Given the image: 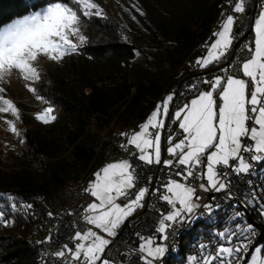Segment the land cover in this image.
Masks as SVG:
<instances>
[{
  "label": "snow or ice",
  "instance_id": "snow-or-ice-1",
  "mask_svg": "<svg viewBox=\"0 0 264 264\" xmlns=\"http://www.w3.org/2000/svg\"><path fill=\"white\" fill-rule=\"evenodd\" d=\"M231 13H245L247 0H228ZM71 5V6H70ZM75 6L81 8L83 17H103L104 11L93 0H56L41 11H36L16 20L0 30V81L13 69L19 70L23 78L38 81L40 73L33 66L40 54L51 61H60L79 50V45L70 37L78 36L80 42L86 37L81 33V15ZM136 12L143 10L132 5ZM92 10H95L93 12ZM135 20V16L132 17ZM237 17L227 14L214 39L205 43L206 55L195 60V67L208 69L219 65L233 47L236 35L234 26ZM254 39L245 44L248 57L236 65L223 67L222 75H212L187 84L185 89L191 98L182 92L172 90L138 125V131L131 134L122 132L127 139L120 147L127 151L129 146L137 150L133 156L146 165H163L178 169L169 173V179L156 191L159 199L170 206L166 214H161L155 231L168 240V229L172 224L187 222L188 217L201 207L202 191H227L230 188L229 173L237 177L250 174L253 163L264 162V10L254 20ZM139 54V53H137ZM235 67L236 74L230 68ZM242 77V78H241ZM205 85V88H201ZM5 89L0 87V93ZM29 91L36 92L29 86ZM37 99L43 100L42 96ZM187 100V102H184ZM11 113L17 120L19 109L11 99L0 95V113ZM54 109L48 107L36 115V119L48 124L56 120ZM9 130L20 135L14 121L7 120ZM177 125L173 132L171 126ZM162 138L164 151L171 157L162 160ZM247 154V155H246ZM180 179H173L172 176ZM85 192L92 199L84 207L82 219L88 227L86 231H75L71 246L64 244L54 256L64 264H114L106 255L113 243L112 239L134 213L144 206L143 201L150 194L148 187H138L136 167L128 159L107 163L94 174ZM194 181H202L197 185ZM136 189L135 192L131 190ZM14 200V197H9ZM30 209L32 205H26ZM209 211L211 205H203ZM218 207V205H217ZM16 211V204L11 205ZM48 216H53L52 212ZM236 217H241L236 212ZM171 222V223H170ZM14 220L6 219L0 211V225L7 227ZM105 234L107 237H105ZM221 239L232 241L242 238L233 246H219L214 254L203 258V264H264V241L250 252L257 232L251 224L239 225L236 230L226 229L218 233ZM52 237H47L51 241ZM138 259L143 264H159L168 248L153 238L140 236ZM203 247V246H202ZM250 255V261L246 258Z\"/></svg>",
  "mask_w": 264,
  "mask_h": 264
},
{
  "label": "trees",
  "instance_id": "trees-1",
  "mask_svg": "<svg viewBox=\"0 0 264 264\" xmlns=\"http://www.w3.org/2000/svg\"><path fill=\"white\" fill-rule=\"evenodd\" d=\"M257 1L260 11L264 0ZM53 2L56 0H0V29ZM226 2L155 0V15L148 16L149 27L142 30L126 28L117 17L112 18L113 27L101 20L95 24V20L87 19V42L79 49V55H72L59 67L47 71L39 84L40 95L54 109L56 120L44 134L34 122L24 123L26 147L21 158L26 161L22 165L36 167L43 180L27 182L14 173L7 185L0 181V211L6 213V219L15 221L7 227L0 225V264H52L43 257V243L50 231L51 198L81 178L87 184L105 161L98 147H107L111 140L101 141L103 131L111 139L126 140L121 133L138 129L182 78L213 69L210 66L199 69L201 73L191 72L195 60L205 55L202 45L212 39L225 15ZM103 33L111 40L96 42ZM252 35L253 31L248 39ZM139 62L142 71L135 75L133 70ZM261 175L264 179V162L257 177ZM259 189L260 193L251 194L252 208L236 207L241 217L221 210L199 219L198 225L183 236L168 264H186L191 255L200 263L220 243L218 233L222 229L235 231L238 224L253 226L257 232L255 246L259 245L257 241H264V180ZM26 205L32 207L28 209ZM238 240L242 238L234 237L232 242Z\"/></svg>",
  "mask_w": 264,
  "mask_h": 264
},
{
  "label": "built area",
  "instance_id": "built-area-1",
  "mask_svg": "<svg viewBox=\"0 0 264 264\" xmlns=\"http://www.w3.org/2000/svg\"><path fill=\"white\" fill-rule=\"evenodd\" d=\"M255 0H247L245 13H231L228 0L226 2L225 14H233L237 17L236 24L234 27V34L236 39L230 54L222 60V62L213 67V69L204 72H200L202 69L196 68L195 62L191 66V72L199 71L201 74L191 76L187 74L181 79L179 85H176L173 90L182 92L184 96L190 95L185 89L187 84L196 82L203 78H211L212 75L223 74L220 69L228 67L229 65H236L238 61H242L248 57V52L244 49V45L250 43L248 35L250 33L252 24V14L247 15L249 4H253ZM245 25L240 34H237V29ZM214 39H207L203 43H211ZM202 45V51L207 54ZM232 74H236L235 67L230 68ZM200 75V76H199ZM205 85H201V88H205ZM169 94V93H168ZM177 125L173 124L171 129L173 132L176 131ZM121 144H126V140L119 139L118 142L108 145L104 150L98 148V153L104 155V159L119 158V156H125L130 159L138 174V187H148L150 194L146 196L143 204L140 208V213H137L135 218L130 219L125 225L118 231V235L115 238H111L113 243L106 250L108 258L114 262V264H143V261L138 259L141 255L139 253V245L143 240L140 236L145 238L152 237L154 239L159 238V242L166 245L168 251L165 256L159 261V264H168L169 257L174 254L180 247L181 239L183 236L188 234L197 224V221L201 218L210 217L211 214L216 212H222L226 215H232L236 212L239 205L246 207L241 201L247 196V192L252 193L256 186H260V183L264 180L262 175L258 178L257 174L260 171L263 162L253 163V169L250 174H243L237 177L235 174L229 173L230 188L227 191L215 192L213 191H202L198 188V195L201 197L199 203L201 207L197 209L193 214L188 217L187 222H178L172 224V227L168 229V240L162 239V234L155 231L158 227V221L161 218V214H166L170 210V206H167L165 202L159 199V193L156 191L169 179V173L175 172L178 169H169L163 165H146L143 162H139L135 156H131L130 153L134 151V146H129L127 151L120 147ZM165 146V145H164ZM247 155V154H246ZM173 179H180L179 177L172 176ZM202 181H194L197 185ZM86 184L81 180L72 187H66L56 197L51 198L50 212L53 216L49 217L48 224L49 229L48 236H51V241L47 238L43 245V257L44 260L54 264H64V261L56 258L54 252L61 250L64 244L71 246V237L75 231H86L89 225L82 219L84 215V207L89 203L92 198L88 193L85 192ZM135 192L136 189L131 190ZM211 205L212 211L210 212L203 205ZM218 205V207H217ZM171 223V222H170ZM216 247L209 250L207 254H214ZM203 264V263H199Z\"/></svg>",
  "mask_w": 264,
  "mask_h": 264
},
{
  "label": "rangeland",
  "instance_id": "rangeland-1",
  "mask_svg": "<svg viewBox=\"0 0 264 264\" xmlns=\"http://www.w3.org/2000/svg\"><path fill=\"white\" fill-rule=\"evenodd\" d=\"M154 1L155 0H93L94 3H97L98 5H100V7L103 9L104 11V16L103 17H97L95 15H92L91 17H83L82 15V9L79 8L78 6H75L78 14L81 15V23H80V28H81V33L82 35H86L85 34V29H86V21L89 18L90 20H95V24L101 20L103 21L102 24L104 25H111L114 20L112 21V18L117 17L118 21L120 23H122L126 28L130 27V28H136V29H144V27L147 29L149 27L148 25V16L151 17L153 15H155L156 9L154 6ZM137 5L139 6L143 12L145 13V15H140L138 12L135 11V9L132 7V5ZM46 6H43L41 9H39L38 11H41L42 9H44ZM71 6V5H70ZM263 7L260 9L261 11L264 10V3L262 5ZM225 9H226V5H225ZM93 12H95V10H92ZM36 12V11H34ZM33 11L28 13V15L34 13ZM256 14H258L256 12ZM133 16H135V20L132 18ZM226 14L224 15V17L222 18V20H220L217 24V26L214 29L215 31H218L220 28V24L222 23L223 19H225ZM258 16L256 15V18ZM23 18V17H21ZM21 18H16V20L21 19ZM163 20V18H161ZM15 21L9 23V24H5L4 26L1 27L0 30H3L4 28L8 27L9 25L13 24ZM91 22V21H90ZM114 25H111L110 27H113ZM86 37V36H85ZM105 37V39H104ZM75 43H77L79 45V49L81 47H84V44L87 42H80L78 39V36H72L70 37ZM101 40H111V38L108 36V34H101L100 37H96L95 41L96 42H100ZM72 55H79V50L77 53L75 54H70L68 56H66L65 58H63L60 61H51L49 60L47 57H45L43 54H40L37 58L36 61H33V66L36 67L40 73V77H44L45 73L47 71H52L55 68L59 67L63 62L68 61ZM201 57V56H200ZM142 63L139 62V64L136 66V69H134L133 73L136 75L137 72H141L142 71ZM154 72V71H153ZM149 74V76L152 77V74ZM41 78L38 81H30V80H26L23 78V74L19 71V70H15L13 69L11 71V73L9 75H7L5 77V79L3 81H0V87H3L5 89V91L3 93H0V95H3L5 98L7 99H11L14 104L16 105V107L19 109L20 112V118L19 120H17L10 112L9 113H0V181L4 180L5 184L7 185V183L12 182L11 180V175H13L14 173L19 174L18 177H20V179L25 180L27 182H34L35 180L39 179L40 181L43 180L42 179V173L39 172L38 169L35 168H29L25 165H22V163L26 160H23V158H21V156L23 155V150H24V133H25V128H24V123L26 122L27 124H33V122L35 124H37V126L41 127V130L43 131V134L45 132H47V129L50 125V123L45 124L42 121H39L36 119V115L38 113H41L44 111V109L50 107V103H48L47 101L40 100L37 99L38 96L40 95V82H41ZM41 85V84H40ZM29 86L35 87L37 89L36 92H32L29 91ZM191 98V96H190ZM189 98V99H190ZM160 102V101H159ZM187 102V101H186ZM7 120H12L14 121L16 128L18 129L20 135H16L13 132H11L9 130V125L6 122ZM115 119L113 120V122H111L110 124V128L113 126ZM139 129H132L130 131H128L129 134L138 131ZM105 132V133H104ZM102 142L104 141H109L111 140V142H109L110 144H113V142H118L119 139L117 138H109L108 134H106V131H103L102 133ZM127 142V139H126ZM109 144V145H110ZM108 147V145H107ZM107 147H101L103 150ZM100 148V146L98 147ZM163 142H162V155L164 153L163 151ZM137 150L134 149V151H132L130 153L131 156H133V153L136 152ZM171 157H169L168 155L166 156V159H170ZM123 159H128L130 160L128 157L125 156H119V158H112V159H105V161L100 165V167L98 169H96V171H98L100 168H102L103 166H105L107 163H111V162H118L120 160ZM95 171V172H96ZM94 172V173H95ZM94 179V176L91 177L90 180H88L86 186L88 187L89 182ZM81 180V179H80ZM261 189V188H260ZM260 189H259V185L255 187L253 192H257L260 193ZM247 196L241 201L243 204H246V207L248 208H252V197L250 192H247ZM261 196V195H260ZM210 205V204H209ZM213 209L211 208L210 212ZM197 211V209L195 210ZM90 226V225H89ZM91 227V226H90ZM226 229H222L221 231H225ZM220 231V232H221ZM106 238H109L106 236ZM152 238V237H150ZM154 239V238H153ZM234 237L232 238L233 241ZM157 243L162 244L161 242H159V238L158 239H154ZM232 241H228L227 239H221L220 243L218 244V246L216 248H218L219 246H233V242ZM242 241H237L235 243H241ZM143 243V241L141 242ZM259 246V245H257ZM253 247V248H252ZM252 247L250 248V252H254V248L256 247L255 244L252 245ZM208 255V254H207ZM246 258L250 261V255L246 254ZM203 263V260L200 262ZM186 264H199L198 261L196 260V256L195 255H191L189 256L187 263Z\"/></svg>",
  "mask_w": 264,
  "mask_h": 264
},
{
  "label": "water",
  "instance_id": "water-1",
  "mask_svg": "<svg viewBox=\"0 0 264 264\" xmlns=\"http://www.w3.org/2000/svg\"><path fill=\"white\" fill-rule=\"evenodd\" d=\"M257 8H258V1L257 0H255V2L253 4H249V6H248L247 15L252 14V24H251L252 26H251L250 32L252 31L253 26H254V20H255L256 12L258 11ZM244 26L245 25L241 24V26L237 29V34H240V32Z\"/></svg>",
  "mask_w": 264,
  "mask_h": 264
},
{
  "label": "crops",
  "instance_id": "crops-1",
  "mask_svg": "<svg viewBox=\"0 0 264 264\" xmlns=\"http://www.w3.org/2000/svg\"><path fill=\"white\" fill-rule=\"evenodd\" d=\"M262 7H263V6H261V8H262ZM261 8H260V9H261ZM260 9H259V10H260ZM260 11H261V10H260ZM260 11H257V13H259ZM256 15L258 16V14H256ZM255 19H256V16H255ZM234 27H235V26H234ZM253 27H254V26H253ZM253 39H254V32H253L252 38H251L249 41L252 42ZM221 75H222V74H221ZM241 78H242V77H241ZM190 96H191V95H188L187 97L190 98ZM186 101H187V100H185L184 102H186ZM162 142H163V138H162ZM164 148H165V146H164V142H163V149H164ZM163 151H164V150H163ZM166 156H167V154H166V152L164 151V153H163V155H162V160H163V159H166ZM92 199H94V198H92ZM143 202H144V201H143ZM139 211H140V209H138V210L136 211V213H134L133 217L129 218V220L135 218V216L137 215V213H140ZM129 220H128V221H129ZM126 222H127V221H126ZM126 222H125V223H126ZM109 239H111V238H109Z\"/></svg>",
  "mask_w": 264,
  "mask_h": 264
}]
</instances>
